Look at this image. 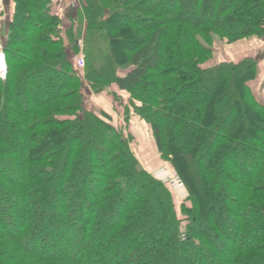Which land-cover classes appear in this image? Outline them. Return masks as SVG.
<instances>
[{
	"label": "trees",
	"instance_id": "trees-1",
	"mask_svg": "<svg viewBox=\"0 0 264 264\" xmlns=\"http://www.w3.org/2000/svg\"><path fill=\"white\" fill-rule=\"evenodd\" d=\"M13 4L0 264H264L258 64L204 67L215 37L264 38V0H83L68 29L50 0ZM88 89L114 112L90 108ZM133 119L150 125L186 201L142 166Z\"/></svg>",
	"mask_w": 264,
	"mask_h": 264
},
{
	"label": "crops",
	"instance_id": "crops-1",
	"mask_svg": "<svg viewBox=\"0 0 264 264\" xmlns=\"http://www.w3.org/2000/svg\"><path fill=\"white\" fill-rule=\"evenodd\" d=\"M50 2L54 14L59 16L64 29H68L74 25H77L76 22L79 21V17L83 13V0H50ZM0 5V32H3V36L5 38L6 34L8 33L7 25L13 15L14 4L13 0H0ZM85 25L86 24H84V31ZM239 44H242L243 46L242 49L238 51L239 56L237 59L240 60L243 57L249 55L250 57L254 58L258 64L260 74L253 82L254 87L252 90L257 98L262 103H264V38L260 40H243L239 42ZM237 59L235 60L234 58H231L229 61H237ZM119 75L124 77L127 75V72L120 71ZM89 93L88 105H90V103L93 101H97L103 110L114 112L112 110V103L108 97L104 95L93 94L90 90ZM135 120L136 119H133V124L139 122L138 120ZM136 125H139L142 127V129H151L147 124H145L146 127H144L141 123H137Z\"/></svg>",
	"mask_w": 264,
	"mask_h": 264
},
{
	"label": "rangeland",
	"instance_id": "rangeland-1",
	"mask_svg": "<svg viewBox=\"0 0 264 264\" xmlns=\"http://www.w3.org/2000/svg\"><path fill=\"white\" fill-rule=\"evenodd\" d=\"M7 39V34L4 38L3 32H0V48L3 47V43ZM242 44H233L229 45L225 41H221L219 38L215 37V43L212 47L214 51L213 59L209 60L204 67H211L214 66L216 63L223 62V61H229L231 58H234L235 60L238 58V51L242 49ZM79 57H83L85 60V57L82 53L79 54ZM7 58V57H6ZM239 60V59H237ZM8 65V64H7ZM85 66H86V60H85ZM259 67H258V75ZM257 75V77H258ZM254 81L250 82V85L252 88L254 87L253 84ZM90 108L95 110L97 113H102V108L99 106L97 101H93L89 105ZM136 121V120H135ZM141 123L144 127H146L145 124H143L141 121L137 122ZM136 123V124H137ZM123 126L124 122L122 123ZM133 124L131 127L133 129V134L138 138L137 143H133V150L135 151L137 157L139 158L142 166L146 167L150 170L152 174L158 179L163 182L169 183V179L173 176L174 170L171 168L169 164H162L159 162V157L155 149V138L152 133V129H142L139 125ZM137 126V127H136ZM150 126V125H149ZM151 128V127H150ZM145 146V147H144ZM156 160H158V164L156 163ZM171 184V183H170ZM175 193L177 194V197L179 198V203H182L186 201V199L189 196V193L184 187L183 189L176 190L173 187Z\"/></svg>",
	"mask_w": 264,
	"mask_h": 264
},
{
	"label": "built area",
	"instance_id": "built-area-1",
	"mask_svg": "<svg viewBox=\"0 0 264 264\" xmlns=\"http://www.w3.org/2000/svg\"><path fill=\"white\" fill-rule=\"evenodd\" d=\"M78 66L81 69L85 67V60L83 57L78 58ZM7 74H8V65H7L6 54L3 51V49L0 48V80L2 81L6 80ZM169 182L176 190H180L185 187L183 181L180 179V177L176 172H174L173 176L169 179Z\"/></svg>",
	"mask_w": 264,
	"mask_h": 264
}]
</instances>
